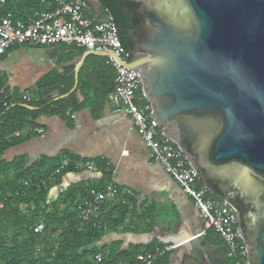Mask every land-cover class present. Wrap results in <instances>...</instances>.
Returning a JSON list of instances; mask_svg holds the SVG:
<instances>
[{
  "label": "water",
  "instance_id": "95a60500",
  "mask_svg": "<svg viewBox=\"0 0 264 264\" xmlns=\"http://www.w3.org/2000/svg\"><path fill=\"white\" fill-rule=\"evenodd\" d=\"M117 1L134 43L117 65L138 75L161 133L234 210L247 263L264 264V0ZM90 55L106 58L84 52L56 67L74 70L54 101L76 91Z\"/></svg>",
  "mask_w": 264,
  "mask_h": 264
},
{
  "label": "trees",
  "instance_id": "16d2710c",
  "mask_svg": "<svg viewBox=\"0 0 264 264\" xmlns=\"http://www.w3.org/2000/svg\"><path fill=\"white\" fill-rule=\"evenodd\" d=\"M96 1L104 14L112 18L121 47L131 53L134 43L128 35L130 15L118 5L117 0ZM38 6L39 0H17L15 10L18 16H23ZM7 10H11L10 6ZM57 49L62 55L59 64L70 62L83 54L82 49L73 45H58ZM73 70L71 66L64 68L60 74H49L24 92L3 88L4 84L0 80V102L5 103L4 107L0 104V139L14 132L25 131L24 136L18 139L0 143V154L23 139L35 136V120L40 115L59 116L68 120L70 112L85 109L93 119L99 116L107 103L108 94L114 89L113 67L106 58L87 56L78 73L76 91L54 101V98L66 94L73 86ZM77 93L82 98L81 102ZM22 95L28 98V102L21 99ZM22 105L36 110L27 111ZM63 158L71 163L81 161L69 156ZM61 160L38 162L29 167L22 159L11 163L0 161V264H139L136 256L142 253L138 251L129 253L109 249L105 252L95 247L104 232L102 223L106 227L123 224L126 206L104 203L98 217L87 222L76 220L78 204L91 198V192L100 191L103 182L109 180L110 169L105 162L92 161L101 175L99 181L69 186L55 200L47 201L49 189L59 185L64 174L77 171L68 167L55 173ZM64 206L66 208L62 210ZM38 223L43 225L44 231L35 235L32 229ZM205 233L213 238L211 242L221 250V260L217 264H234V260L227 257L219 236L210 230ZM97 255L99 261L95 260ZM162 263L163 257L155 262Z\"/></svg>",
  "mask_w": 264,
  "mask_h": 264
},
{
  "label": "crops",
  "instance_id": "0c3cea01",
  "mask_svg": "<svg viewBox=\"0 0 264 264\" xmlns=\"http://www.w3.org/2000/svg\"><path fill=\"white\" fill-rule=\"evenodd\" d=\"M87 15L101 18L104 12L91 4ZM18 55L20 60L27 58L29 66L18 70L14 62ZM61 57L57 46L8 50L0 60L3 88L24 92L43 77L62 73L56 69ZM76 96L81 102L80 94ZM35 125L42 135L23 139L3 151L0 161L22 159L29 167L43 161L58 162L64 156L90 163L101 160L110 169V182L118 190L133 194L124 223L113 227L102 223L104 232L95 247L105 252L111 249L151 254L156 249L177 246L163 256L162 264H217L221 260V250L211 242L213 238L208 233L201 235L203 226L191 199L151 159L149 148L137 136L129 118L114 112L108 102L95 119L84 109L70 112L68 120L40 115ZM100 179L96 169L68 172L59 185L49 189L47 201L55 200L69 186Z\"/></svg>",
  "mask_w": 264,
  "mask_h": 264
},
{
  "label": "built area",
  "instance_id": "2783aa9c",
  "mask_svg": "<svg viewBox=\"0 0 264 264\" xmlns=\"http://www.w3.org/2000/svg\"><path fill=\"white\" fill-rule=\"evenodd\" d=\"M16 2L17 0H0V57L14 47L48 48L58 45H73L82 49L83 53L105 54L115 71L114 89L107 96V102L113 111L123 113L129 118L137 136L149 148L151 159L191 199L203 226L201 235L209 230L213 231L221 239L227 257L232 258L234 264H248L245 247L233 222L234 210L227 203L213 197L202 186L198 174L186 162L178 147L161 133L162 130L155 122L151 107L142 93L138 75L117 65V62L125 63L127 52L121 47L120 41L115 39L112 18L105 14L101 18L87 15L90 5L97 1L39 0V6L23 16H18ZM8 6L11 10H7ZM21 99L28 102L25 95ZM0 104L5 106L3 101ZM34 133L42 135L43 131L36 128ZM24 134L25 131L14 132L1 138L0 143L18 139ZM68 167L95 171V166L90 162L71 163L62 158L55 173ZM132 198V193L122 192L110 180L106 181L100 191L91 192V198L78 204L76 220L87 222L98 217L104 203L129 206ZM43 231L41 223L32 229L35 235H40ZM176 247L156 249L151 254L142 253L136 259L139 264H155L159 258ZM95 260H100L99 255L95 256Z\"/></svg>",
  "mask_w": 264,
  "mask_h": 264
},
{
  "label": "rangeland",
  "instance_id": "374dc122",
  "mask_svg": "<svg viewBox=\"0 0 264 264\" xmlns=\"http://www.w3.org/2000/svg\"><path fill=\"white\" fill-rule=\"evenodd\" d=\"M20 55L14 57V62L17 65V69L19 70L20 68L22 69L25 65L29 66V60L27 58H23L20 60Z\"/></svg>",
  "mask_w": 264,
  "mask_h": 264
}]
</instances>
